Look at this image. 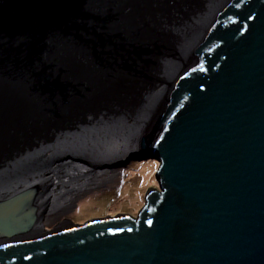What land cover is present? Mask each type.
<instances>
[{"label": "water", "instance_id": "1", "mask_svg": "<svg viewBox=\"0 0 264 264\" xmlns=\"http://www.w3.org/2000/svg\"><path fill=\"white\" fill-rule=\"evenodd\" d=\"M67 159L158 189L48 229ZM0 264H264V0H0Z\"/></svg>", "mask_w": 264, "mask_h": 264}, {"label": "rangeland", "instance_id": "2", "mask_svg": "<svg viewBox=\"0 0 264 264\" xmlns=\"http://www.w3.org/2000/svg\"><path fill=\"white\" fill-rule=\"evenodd\" d=\"M159 165L157 161L147 160L133 161L125 168L112 167L103 171L90 168L91 173H99L98 177H93L83 191L71 196L54 214L45 217V227L53 229L66 219L83 224L94 218L118 214L136 218L145 206L147 193L158 189L155 176Z\"/></svg>", "mask_w": 264, "mask_h": 264}, {"label": "bare ground", "instance_id": "3", "mask_svg": "<svg viewBox=\"0 0 264 264\" xmlns=\"http://www.w3.org/2000/svg\"><path fill=\"white\" fill-rule=\"evenodd\" d=\"M111 144H105L101 151H104L105 149L111 148L112 146H107ZM83 155H78V158H82ZM73 160V159H72ZM72 160H65L68 163L69 167H66L65 169L59 170L61 167L58 166L55 169V173L52 175L53 178L56 179V183L54 184V190L52 193H50L49 201L51 202V205L48 209V214L45 216H49L51 214H54L55 211L59 210L66 202H68L71 198V196H74L77 194L80 190L79 188H83L84 190L85 186L90 183V180L93 179V177H98V172L91 173L90 168L94 169L95 171L99 170V166L94 163H88L84 164L82 162H75ZM58 170V172H57ZM72 171L70 175L66 172ZM58 175L64 176V179H66L64 182L63 180H60L58 178ZM48 178L46 175L44 176V179ZM59 179V180H58ZM94 180V179H93ZM64 183V187H62L61 191V184ZM44 183L42 181L37 186L43 187ZM60 190V191H59ZM75 191V193L72 194V192ZM25 192H23L19 197L23 196ZM71 194V195H70ZM18 198V197H17ZM10 203H13L12 201ZM44 217V219H45Z\"/></svg>", "mask_w": 264, "mask_h": 264}]
</instances>
